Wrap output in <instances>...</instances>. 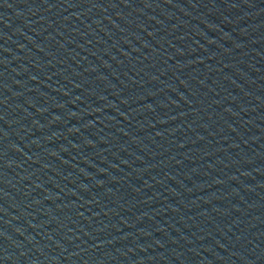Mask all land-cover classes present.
I'll use <instances>...</instances> for the list:
<instances>
[{
    "label": "water",
    "instance_id": "obj_1",
    "mask_svg": "<svg viewBox=\"0 0 264 264\" xmlns=\"http://www.w3.org/2000/svg\"><path fill=\"white\" fill-rule=\"evenodd\" d=\"M0 264H264V0H0Z\"/></svg>",
    "mask_w": 264,
    "mask_h": 264
}]
</instances>
